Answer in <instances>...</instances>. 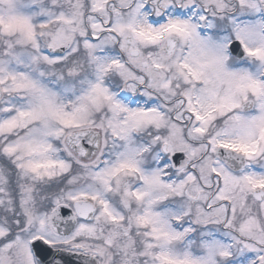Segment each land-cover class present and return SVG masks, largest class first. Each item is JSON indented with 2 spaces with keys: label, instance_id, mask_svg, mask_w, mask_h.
<instances>
[{
  "label": "snow or ice",
  "instance_id": "obj_1",
  "mask_svg": "<svg viewBox=\"0 0 264 264\" xmlns=\"http://www.w3.org/2000/svg\"><path fill=\"white\" fill-rule=\"evenodd\" d=\"M0 264H264V0H0Z\"/></svg>",
  "mask_w": 264,
  "mask_h": 264
}]
</instances>
